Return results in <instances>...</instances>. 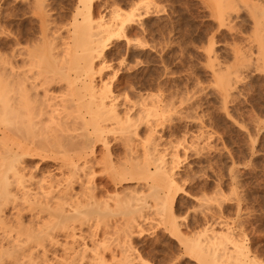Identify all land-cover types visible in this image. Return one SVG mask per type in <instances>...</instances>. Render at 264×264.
Segmentation results:
<instances>
[{
    "label": "rangeland",
    "instance_id": "rangeland-1",
    "mask_svg": "<svg viewBox=\"0 0 264 264\" xmlns=\"http://www.w3.org/2000/svg\"><path fill=\"white\" fill-rule=\"evenodd\" d=\"M89 1L0 0V57L10 56L17 37L21 47L40 44L55 58L82 51L95 56L91 75L96 87L110 88L121 114L142 96H160L162 113L148 119L157 125L155 140L162 150L172 151L167 158L177 167V224L183 229L192 223L195 235L212 226L218 233L230 229L249 256L264 264V56L255 54L264 30L255 25L251 0H91L88 11ZM82 24L91 28V38L85 36L83 50H77L73 32L79 34ZM108 28L111 33L105 32ZM251 50L252 58H238ZM139 116L135 109L132 117ZM138 129L143 139L145 124ZM107 139L113 161H121L120 141ZM101 148L93 170L97 183L112 167ZM112 188L106 192L111 198L101 192L112 214L76 226L73 237L59 235L61 245L81 250L83 243L89 248L98 244L116 252V236L102 232L106 225L124 223L116 200L128 201L131 193ZM138 189L146 196L145 220H140L144 233L133 239L144 254L142 263L180 264L181 253L172 249L175 240L164 231L166 190L155 197L146 186ZM218 220L229 229L219 227ZM53 251L50 259L63 255L62 246ZM86 255L88 264L93 253ZM204 256L196 254L197 259Z\"/></svg>",
    "mask_w": 264,
    "mask_h": 264
},
{
    "label": "bare ground",
    "instance_id": "bare-ground-1",
    "mask_svg": "<svg viewBox=\"0 0 264 264\" xmlns=\"http://www.w3.org/2000/svg\"><path fill=\"white\" fill-rule=\"evenodd\" d=\"M251 5L257 11L255 25L264 30V0H251ZM79 28L73 37L77 50H83V39L91 38V28L83 24ZM258 36L261 42L258 48L254 46L255 54L264 56V36ZM21 41L15 38L10 56L0 57V264H85L89 251L93 255L88 264H144V254L133 239L144 233L140 220L145 218L146 196L138 189L144 186L155 197L166 190L164 231L175 240L172 249L181 253L180 264H260L220 220L219 227L226 226L230 232L220 234L211 225L195 235L192 223H185L184 230L177 224V167L167 158L172 151L162 150L155 140L157 125L148 119V115L162 113L160 96H142L132 104L128 99L132 106L121 114L110 88L106 84L103 90L96 87L91 75L95 56L82 51L73 58H55L52 49L47 51L40 44L24 48ZM103 51L104 46L97 57ZM251 52L238 58H252ZM135 109L140 112L138 119L132 117ZM140 124L146 126L143 139L138 133ZM109 135L121 143V161H113ZM99 144L103 159L112 167L107 178L97 183L93 170L99 163ZM118 187L131 193L128 201L116 200L124 223L106 225L102 232V236H116V252L99 246L101 252L98 244L89 248L86 243L76 250L57 241L59 235L73 237L76 226L94 217L112 214L101 192L106 195ZM91 237L96 243V235ZM60 246L63 255L50 259ZM197 253L205 256L197 259Z\"/></svg>",
    "mask_w": 264,
    "mask_h": 264
}]
</instances>
